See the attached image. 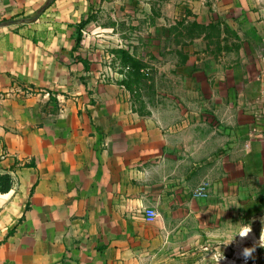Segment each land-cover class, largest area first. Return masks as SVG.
I'll return each instance as SVG.
<instances>
[{"label": "crops", "instance_id": "obj_1", "mask_svg": "<svg viewBox=\"0 0 264 264\" xmlns=\"http://www.w3.org/2000/svg\"><path fill=\"white\" fill-rule=\"evenodd\" d=\"M106 1L1 4L0 264H154L185 195L204 200L201 178L252 152L241 103L227 102L245 97L229 89L243 71L212 75L228 82L220 97L216 84L190 89L146 115L118 79L86 69L77 25Z\"/></svg>", "mask_w": 264, "mask_h": 264}, {"label": "rangeland", "instance_id": "obj_2", "mask_svg": "<svg viewBox=\"0 0 264 264\" xmlns=\"http://www.w3.org/2000/svg\"><path fill=\"white\" fill-rule=\"evenodd\" d=\"M84 29L78 57L104 84L118 79L146 115L184 104L190 89L207 95L216 84L220 97L228 82H211L212 75L245 73L244 87L236 77L229 85L233 93L245 89V97L227 102L241 103L243 130L255 134L252 152L238 170L231 160L230 172L201 178L210 183L207 199L185 195L189 211L169 227L172 248L154 264H264V0H108L93 9ZM203 98L198 102L207 104Z\"/></svg>", "mask_w": 264, "mask_h": 264}, {"label": "built area", "instance_id": "obj_3", "mask_svg": "<svg viewBox=\"0 0 264 264\" xmlns=\"http://www.w3.org/2000/svg\"><path fill=\"white\" fill-rule=\"evenodd\" d=\"M2 2L3 0H0V9ZM209 188L210 185L208 183L201 184V186L195 191L194 197L197 199H207L209 197Z\"/></svg>", "mask_w": 264, "mask_h": 264}, {"label": "trees", "instance_id": "obj_4", "mask_svg": "<svg viewBox=\"0 0 264 264\" xmlns=\"http://www.w3.org/2000/svg\"><path fill=\"white\" fill-rule=\"evenodd\" d=\"M85 25H86V21H84L81 24L77 25V41H76L77 45H76L75 50H77L78 47L81 45L82 35H83V30H84ZM86 69L89 70V66L88 65H86ZM6 190L8 191V189H6Z\"/></svg>", "mask_w": 264, "mask_h": 264}, {"label": "bare ground", "instance_id": "obj_5", "mask_svg": "<svg viewBox=\"0 0 264 264\" xmlns=\"http://www.w3.org/2000/svg\"><path fill=\"white\" fill-rule=\"evenodd\" d=\"M246 233L241 237V240H242V242L245 240V238H246Z\"/></svg>", "mask_w": 264, "mask_h": 264}]
</instances>
